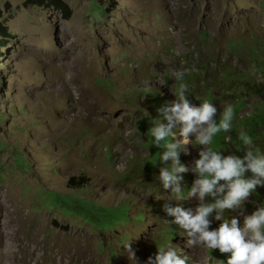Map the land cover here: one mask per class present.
I'll use <instances>...</instances> for the list:
<instances>
[{
    "label": "rangeland",
    "instance_id": "rangeland-1",
    "mask_svg": "<svg viewBox=\"0 0 264 264\" xmlns=\"http://www.w3.org/2000/svg\"><path fill=\"white\" fill-rule=\"evenodd\" d=\"M24 1L0 0L12 35L0 49V264H148L169 241L204 264L163 209L197 201L169 200L148 130L186 83L217 121L234 111L214 150L242 156L243 132L264 154V0H62L68 19ZM188 148L186 167L199 146ZM181 175L186 195L195 176ZM258 205L261 186L225 218L242 224Z\"/></svg>",
    "mask_w": 264,
    "mask_h": 264
},
{
    "label": "clouds",
    "instance_id": "clouds-1",
    "mask_svg": "<svg viewBox=\"0 0 264 264\" xmlns=\"http://www.w3.org/2000/svg\"><path fill=\"white\" fill-rule=\"evenodd\" d=\"M185 73L177 72L175 79L183 80ZM161 81L160 84H164ZM176 97L170 103L157 109V117L152 119L149 134L152 143L163 149L157 160L161 166L157 179L165 190L172 194L169 200L182 201L195 199L197 206L184 208L165 203L163 209L186 234V246H202L209 255L204 264L216 259L210 255L212 250L226 254V264H264V206L258 205L252 212L243 215L242 224L236 216L225 218L226 212L242 210L246 201L258 186L264 187V154L256 149L251 136L241 133L242 146L234 153L224 154L210 145L220 132L229 133L232 129L234 111L227 106L222 118L217 121V108L209 100L193 104L187 96L188 85L180 83L173 92ZM161 118L167 123L161 122ZM179 124V138L174 131ZM171 137V141L168 138ZM167 141V142H166ZM165 142V143H162ZM199 146L198 158L190 167L183 165L179 155L189 154L188 146ZM191 171L195 179L191 187H181L182 173ZM250 174V175H249ZM220 221L218 227L211 228L212 219ZM124 247L129 257L134 252L127 241ZM191 257L170 241L158 247L155 257L148 258V264H190Z\"/></svg>",
    "mask_w": 264,
    "mask_h": 264
},
{
    "label": "trees",
    "instance_id": "trees-1",
    "mask_svg": "<svg viewBox=\"0 0 264 264\" xmlns=\"http://www.w3.org/2000/svg\"><path fill=\"white\" fill-rule=\"evenodd\" d=\"M23 6L52 8L60 11L64 19H68L70 16V10L62 0H25ZM10 39H12V35L8 32L7 27L0 21V49L5 47ZM73 180L74 179H72V181Z\"/></svg>",
    "mask_w": 264,
    "mask_h": 264
}]
</instances>
